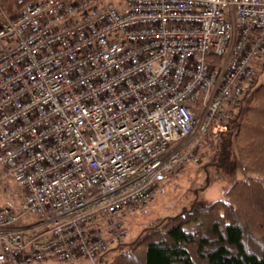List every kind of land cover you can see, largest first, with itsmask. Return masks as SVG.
Listing matches in <instances>:
<instances>
[{
	"label": "built area",
	"instance_id": "obj_1",
	"mask_svg": "<svg viewBox=\"0 0 264 264\" xmlns=\"http://www.w3.org/2000/svg\"><path fill=\"white\" fill-rule=\"evenodd\" d=\"M120 1L0 9V264H98L264 63V0Z\"/></svg>",
	"mask_w": 264,
	"mask_h": 264
},
{
	"label": "trees",
	"instance_id": "obj_2",
	"mask_svg": "<svg viewBox=\"0 0 264 264\" xmlns=\"http://www.w3.org/2000/svg\"><path fill=\"white\" fill-rule=\"evenodd\" d=\"M35 1L0 0L8 14ZM230 111L227 129L208 138L216 141L211 163L232 175L240 158L249 176L235 179L223 198L168 217L107 264H264V82L246 86Z\"/></svg>",
	"mask_w": 264,
	"mask_h": 264
},
{
	"label": "rangeland",
	"instance_id": "obj_3",
	"mask_svg": "<svg viewBox=\"0 0 264 264\" xmlns=\"http://www.w3.org/2000/svg\"><path fill=\"white\" fill-rule=\"evenodd\" d=\"M100 3L112 2L120 4V0H98ZM0 9L6 13L0 2ZM20 10V9H19ZM18 10V11H19ZM18 11L8 14L14 15ZM264 82V64L259 69L258 75L252 83V87ZM248 95L242 96V104L245 106ZM238 106V107H239ZM238 112L236 106L235 113ZM236 129L233 131V134ZM221 133V132H220ZM216 142V141H215ZM215 142H208L203 148L204 154L196 163H189L177 168L166 180L161 182L156 193L149 202L128 211L123 217V223L127 229V233L123 242L118 246L112 247L104 256L103 264H107L115 255L125 251L129 246L136 243L149 230L161 226L165 220L181 212L189 207L193 202L212 201L223 198L224 191L235 180L249 176L244 169V164L240 158L237 160L235 172L225 174L224 171L218 169L215 164L211 163V155L213 153V145ZM8 196V199H7ZM20 191L14 182L5 173L4 168L0 166V203L11 202L13 205L20 204ZM105 262V263H104ZM32 264H91L89 261H73L70 263H62L55 259Z\"/></svg>",
	"mask_w": 264,
	"mask_h": 264
},
{
	"label": "crops",
	"instance_id": "obj_4",
	"mask_svg": "<svg viewBox=\"0 0 264 264\" xmlns=\"http://www.w3.org/2000/svg\"><path fill=\"white\" fill-rule=\"evenodd\" d=\"M73 262V261H72ZM70 263V262H69Z\"/></svg>",
	"mask_w": 264,
	"mask_h": 264
}]
</instances>
